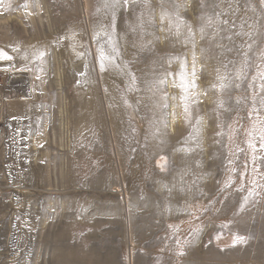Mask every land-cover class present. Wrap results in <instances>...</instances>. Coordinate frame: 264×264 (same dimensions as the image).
Instances as JSON below:
<instances>
[{"label": "rangeland", "instance_id": "374dc122", "mask_svg": "<svg viewBox=\"0 0 264 264\" xmlns=\"http://www.w3.org/2000/svg\"><path fill=\"white\" fill-rule=\"evenodd\" d=\"M0 50V264H264V0H0Z\"/></svg>", "mask_w": 264, "mask_h": 264}, {"label": "snow or ice", "instance_id": "6c2138e0", "mask_svg": "<svg viewBox=\"0 0 264 264\" xmlns=\"http://www.w3.org/2000/svg\"><path fill=\"white\" fill-rule=\"evenodd\" d=\"M0 59H9L10 60V59H12V57L9 56L5 51L0 50ZM99 59H100V63H101V68H103L104 61L106 59H110V56H106L104 50L101 49L100 50ZM261 76L264 77V73H261ZM133 80H134V78H133ZM181 84L182 85L185 84V80H184L183 74L181 75ZM262 88H264V85H262ZM254 128H255V126H254ZM258 135H259V138H260V141H261V143L259 145V149L257 148V145L254 142L255 141V137L253 136V134L251 132L249 133V136L251 137V139L249 140V148H251L254 153L256 151L264 152V128L259 129ZM253 162H255V157L253 158ZM161 166L163 167V165H161Z\"/></svg>", "mask_w": 264, "mask_h": 264}, {"label": "bare ground", "instance_id": "6f19581e", "mask_svg": "<svg viewBox=\"0 0 264 264\" xmlns=\"http://www.w3.org/2000/svg\"><path fill=\"white\" fill-rule=\"evenodd\" d=\"M79 64V63H78ZM79 67H80V65H79ZM76 70H77V68H76ZM81 75V74H80ZM13 85L15 84V83H12ZM28 91H30L31 92V89H29L28 88ZM11 92H14V90H12Z\"/></svg>", "mask_w": 264, "mask_h": 264}]
</instances>
